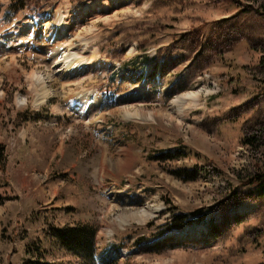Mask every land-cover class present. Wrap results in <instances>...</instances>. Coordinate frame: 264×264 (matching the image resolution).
Listing matches in <instances>:
<instances>
[{"label":"rangeland","instance_id":"1","mask_svg":"<svg viewBox=\"0 0 264 264\" xmlns=\"http://www.w3.org/2000/svg\"><path fill=\"white\" fill-rule=\"evenodd\" d=\"M236 1L0 0V264H264V0ZM85 225L95 258L52 236Z\"/></svg>","mask_w":264,"mask_h":264},{"label":"trees","instance_id":"2","mask_svg":"<svg viewBox=\"0 0 264 264\" xmlns=\"http://www.w3.org/2000/svg\"><path fill=\"white\" fill-rule=\"evenodd\" d=\"M231 2H237L236 0H227ZM256 141H248L246 145H256ZM263 144H260L258 149H263ZM259 151V150H258ZM261 153V152H260ZM264 159V151H262ZM3 157H0V161ZM259 168V167H258ZM264 184V171L258 170L256 174H254L248 182L244 185H263ZM4 197L0 196V204L2 203ZM97 232L95 229L91 228L88 225L85 226H77V227H63L56 228L53 230L52 236L59 242V244L69 253H73L78 257H86L88 259L95 258V238ZM116 247H112L110 250H107L103 255L101 261L107 264H114L118 258H112L114 255V251H116Z\"/></svg>","mask_w":264,"mask_h":264},{"label":"bare ground","instance_id":"3","mask_svg":"<svg viewBox=\"0 0 264 264\" xmlns=\"http://www.w3.org/2000/svg\"><path fill=\"white\" fill-rule=\"evenodd\" d=\"M61 17L62 16H60V21H61ZM64 31V30H63ZM57 31L55 30V31H48V36H49V38L51 37H56L57 36V34L58 33H56ZM44 54V53H43ZM68 57H67V59L65 60V63H63V65H64V71L66 70V73H68V74H76L77 73V71L78 70H81L82 68H80L81 66H82V63L79 61H77V54L75 55H73V57H72V55L71 54H69V55H67ZM79 59V58H78ZM95 62V61H94ZM94 66V65H93ZM36 73V72H35ZM66 73H64V74H66ZM79 73V72H78ZM67 75V74H66ZM65 75V76H66ZM51 78V77H50ZM67 78H71L70 76L69 77H67ZM52 79V78H51ZM72 79V78H71ZM34 80H36V82L38 83V84H40V85H42V84H44V85H46L48 82H47V78H45L44 76H42V75H34ZM51 82V81H50ZM37 84V85H38ZM42 86L41 87V89H39L38 90V98H37V100L34 102V106H36V107H39L42 103H44L45 102V100H46V98H48V97H50V94L48 93L49 91L48 90H45V86ZM37 90V89H36ZM45 91V92H44ZM201 92H202V90L201 91H197V92H194V93H190V94H187V95H185V100H190V101H192V104L190 105V107L192 108V109H195L198 105H199V100H200V96H201ZM140 93H138V92H136L135 94H133L132 96H136V98H137V95H139ZM126 97V96H125ZM26 99V98H25ZM25 99H20L19 100V103L20 104H25ZM176 103H178L179 101L178 100H176L175 101ZM70 103V102H69ZM68 103V104H69ZM180 103H182V104H185L186 102L185 101H181ZM180 103H179V107L180 108H183V106L182 105H180ZM78 104V103H77ZM76 103H73V102H71L69 105H67V107L68 108H75L76 106H80V107H83L84 105H83V102H81V103H79L80 105H77ZM73 110V109H72ZM183 110V109H182ZM126 118H135L136 117V120L137 119H140V120H144L142 117H141V115H131V114H127L126 116H125ZM146 120V119H145ZM144 120V121H145ZM136 214V213H135ZM134 214V215H135ZM134 215H131V216H128V215H126V216H128L127 218H124L123 219V221L125 222V221H127L126 219H130V220H133V221H137V222H143L147 217L149 218V217H153V213L152 212H148V211H144V210H141L139 213H138V215H135V217H134ZM126 223V222H125Z\"/></svg>","mask_w":264,"mask_h":264}]
</instances>
